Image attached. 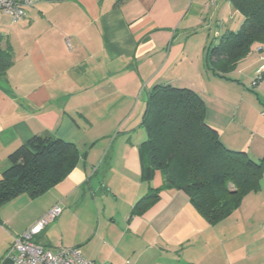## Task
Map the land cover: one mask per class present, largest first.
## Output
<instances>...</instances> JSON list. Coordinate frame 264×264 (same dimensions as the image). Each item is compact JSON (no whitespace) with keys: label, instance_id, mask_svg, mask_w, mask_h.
I'll return each mask as SVG.
<instances>
[{"label":"crops","instance_id":"1","mask_svg":"<svg viewBox=\"0 0 264 264\" xmlns=\"http://www.w3.org/2000/svg\"><path fill=\"white\" fill-rule=\"evenodd\" d=\"M231 5L229 0H35L21 19L1 15L0 34L13 48L14 63L0 75V178L10 153L34 135L74 142L85 154L48 192L37 198L21 194L0 208V264L14 236L57 204L62 212L53 222L62 231L60 242L47 236L43 244L78 247L98 264H259L262 180L261 190L247 194L214 225L176 188H163L145 212L132 214L138 200L164 184L159 170L150 182L141 179L138 151L146 138L142 116L156 84L194 89L228 148L255 159L264 153L262 106L254 99L243 102L241 84L233 89L212 82L206 64L212 33L229 29ZM237 12L234 8L230 20ZM260 44L237 64V72L255 66L257 75L264 62ZM234 95L243 100L229 116L222 104L234 103ZM104 162L106 176L117 171L122 179H96ZM87 197L93 206H86ZM19 198L25 200L22 212L14 209ZM99 199L108 205L97 206ZM9 204L15 205L7 211ZM226 229H232L230 237ZM241 235L251 242L238 244Z\"/></svg>","mask_w":264,"mask_h":264},{"label":"trees","instance_id":"2","mask_svg":"<svg viewBox=\"0 0 264 264\" xmlns=\"http://www.w3.org/2000/svg\"><path fill=\"white\" fill-rule=\"evenodd\" d=\"M229 1L241 13L242 23L236 30L218 34L206 54L207 66L223 77L255 44L264 42V0ZM4 43L0 34V75L14 63L13 48ZM263 77L264 73L259 81ZM206 112L204 99L190 87L156 84L151 88L141 120L146 138L138 145L141 179L150 182L159 170L164 184L138 200L132 214L145 212L163 188H176L214 225L260 188L263 159L228 148L207 121ZM84 154L74 142L34 135L9 155L10 165L0 178V208L21 194L37 198L48 192ZM3 264L12 263L5 259Z\"/></svg>","mask_w":264,"mask_h":264},{"label":"built area","instance_id":"3","mask_svg":"<svg viewBox=\"0 0 264 264\" xmlns=\"http://www.w3.org/2000/svg\"><path fill=\"white\" fill-rule=\"evenodd\" d=\"M35 4V0H0V18L7 14L13 20L25 17L27 9ZM260 59L264 61V42L260 44ZM259 77L253 80L257 85L264 73V62L259 68ZM62 212L57 204L45 215L40 217L32 226L14 236L13 243L6 252V259L12 264H98L86 258L78 247H50L36 241V237L52 223Z\"/></svg>","mask_w":264,"mask_h":264},{"label":"rangeland","instance_id":"4","mask_svg":"<svg viewBox=\"0 0 264 264\" xmlns=\"http://www.w3.org/2000/svg\"><path fill=\"white\" fill-rule=\"evenodd\" d=\"M233 9H234V6L233 5H231V6H229V13L227 14V16H226V19L228 20V21H226L227 22V28H230V29H234V30H236L237 28H239L240 27V25H241V23H242V15H241V13H239V12H237V14H236V17H233V19H231L230 20V15H231V13H232V11H233ZM224 25V26H225ZM218 31L219 30H216V31H214L213 33H212V39H211V44H212V41L214 40V37H216L217 36V34H218ZM243 58H245V57H243ZM243 58L240 60V61H242L241 63H243L244 61H243ZM255 58V57H254ZM253 59V58H252ZM239 61V62H240ZM256 66L257 65H259V64H255ZM245 66H247V65H245ZM245 66H243V67H245ZM238 69V68H237ZM235 70V69H233L232 71H230L229 73H227L228 75H227V81H229L230 82V84L232 83L231 81H233L234 82V84L235 85H230L229 84V82H223V80L221 79L222 77H221V75H219L218 74V72L217 71H214L213 69H211V75H212V82H214V81H216V80H221L222 81V84H225V83H227V85L229 86V87H233V89L235 88V87H237L238 88V86L240 85L241 87H242V89L244 90V91H246V94H244V96L245 97H243L244 98V101L243 102H245V101H248V99H254V101H257L261 106H262V110H263V112H264V77L258 82L259 84H257V85H253V80L254 79H257L258 77H259V71H258V73H257V75L253 72V70L255 69V66L254 67H252L251 69H248V70H245L243 73L242 72H237L238 70ZM218 83H220V82H218ZM202 84V83H201ZM213 85L212 84H210V87H212ZM218 86L219 85H217L215 88H218ZM209 87V88H210ZM208 88V89H209ZM242 94V93H241ZM242 96L243 95H239L238 97L237 96H233V99H234V103H227V101H223L225 104H222V106L223 107H225L226 108V110L228 109V112H229V116H231V114H233V111L237 108V104H239L240 102V99L242 98ZM243 98H242V100H243ZM236 104V105H235ZM207 106V105H206ZM113 139V137L111 138V140ZM102 141V140H101ZM100 143H103V141L102 142H100ZM251 157H253L250 153H248ZM263 155H261L262 157H259V158H256V160H261V159H263V161H264V153H262ZM254 158V157H253ZM109 159V158H108ZM105 163L106 162H104V164L102 165V167L100 168V170H99V173L97 174V175H99L96 179H106L107 177H111V179H117V178H120V179H122L121 178V176L119 175L120 173L119 172H114V173H112V174H110L109 173V171H108V173H107V176L105 175ZM129 177H131L130 175H129ZM133 178V177H132ZM130 179V178H129ZM262 193L264 194V174H263V177H262ZM261 188H260V190H261ZM24 197H26V199H29V198H27V195L26 196H24ZM16 199V198H15ZM109 199H113L112 201L113 202H111V203H114V198H112V196H110L109 197ZM92 200H93V198H86L85 199V202L86 203H90V204H87L86 206H88L89 207V205H94L93 204V202H92ZM16 201V200H15ZM18 202H14V203H16V205L15 204H9L8 206H6V210L7 211H9V210H13V208H12V205H15L14 206V209L17 207V210H20L21 212L24 210V208L26 207V205L24 206L23 204V202L25 201V200H21V198H19V200H17ZM37 202H35V205H38L37 203H38V201H40V200H36ZM98 203H97V206H99V207H104V204H107L108 205V201H106L105 203H101L100 202V199H99V201H97ZM34 205V206H35ZM107 205H106V207H107ZM111 206V205H110ZM121 206V208H126V206L125 205H123V204H121L120 205ZM27 211H25L24 213H26ZM29 213V215H30V211L28 212ZM227 230V229H226ZM228 234H227V236L228 237H230L232 234H233V231H232V229H230V230H227L226 231ZM259 234H261L260 232H259ZM47 236L50 238V240H52L54 243H57V244H59V242H60V238H61V236H62V231H61V229L60 228H57V227H55V225H54V222H52L51 224H49V225H47L46 226V228H45V230H43L42 231V233L41 234H39L37 237H36V241L37 242H39V243H43L45 240H46V238H47ZM66 239L68 238V236H66L65 237ZM66 239H64L65 241H66ZM251 239V237H249V236H247V235H241V236H238L237 238H236V241L238 242V244H245V243H247V242H251V241H249ZM257 261H259V264H264V254L263 253H260V255H258L257 256Z\"/></svg>","mask_w":264,"mask_h":264}]
</instances>
